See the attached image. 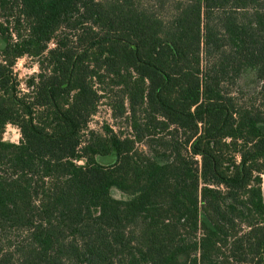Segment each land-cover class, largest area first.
I'll return each instance as SVG.
<instances>
[{
	"label": "trees",
	"instance_id": "16d2710c",
	"mask_svg": "<svg viewBox=\"0 0 264 264\" xmlns=\"http://www.w3.org/2000/svg\"><path fill=\"white\" fill-rule=\"evenodd\" d=\"M154 2L0 0V264H264V0Z\"/></svg>",
	"mask_w": 264,
	"mask_h": 264
},
{
	"label": "rangeland",
	"instance_id": "374dc122",
	"mask_svg": "<svg viewBox=\"0 0 264 264\" xmlns=\"http://www.w3.org/2000/svg\"><path fill=\"white\" fill-rule=\"evenodd\" d=\"M145 2L151 6H154V4H155L154 0H145ZM2 45L3 44L0 43V46H2ZM21 60L23 61L22 64L20 63ZM34 69H35V71H34ZM14 71H15L18 79H20L23 82H25L29 77L39 73V69L37 67L36 60L31 59V58H26V57L21 58L17 61V64L15 65V68H14ZM242 82L245 83L244 80H242ZM246 82L250 83L251 77H247ZM23 86H24L23 88L25 89L24 84H23ZM234 88H236V87H234ZM105 103L106 102H102L100 104L97 115L91 120V122L89 124L90 129L100 130L104 123H108L113 128L118 130V128L115 126V121L111 117L110 108ZM118 122L121 123L120 120ZM124 126H126V125H124ZM124 129L126 130V132L131 133V131L129 129H127V128H124ZM4 139L6 141H9L12 143H16V144L19 143V141L21 139V134H20L19 129L16 126L8 125L6 128L5 134H4ZM263 191H264V175H263ZM111 194L116 199H128L129 198L127 195L123 194L122 192H120L117 189H112Z\"/></svg>",
	"mask_w": 264,
	"mask_h": 264
},
{
	"label": "clouds",
	"instance_id": "9594fccd",
	"mask_svg": "<svg viewBox=\"0 0 264 264\" xmlns=\"http://www.w3.org/2000/svg\"><path fill=\"white\" fill-rule=\"evenodd\" d=\"M20 63L22 64V63H23V61L21 60V61H20ZM34 71H35V69H34ZM21 87L23 88L24 86H23V85H21Z\"/></svg>",
	"mask_w": 264,
	"mask_h": 264
}]
</instances>
